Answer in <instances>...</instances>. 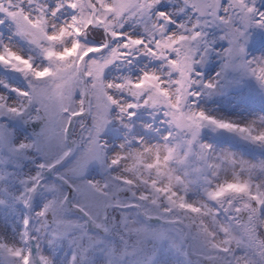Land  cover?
I'll return each instance as SVG.
<instances>
[{"label":"snow or ice","instance_id":"snow-or-ice-1","mask_svg":"<svg viewBox=\"0 0 264 264\" xmlns=\"http://www.w3.org/2000/svg\"><path fill=\"white\" fill-rule=\"evenodd\" d=\"M0 264H264V0H0Z\"/></svg>","mask_w":264,"mask_h":264}]
</instances>
